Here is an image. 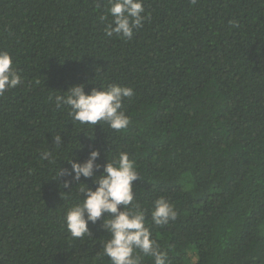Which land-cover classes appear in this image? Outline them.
<instances>
[{
	"label": "trees",
	"instance_id": "1",
	"mask_svg": "<svg viewBox=\"0 0 264 264\" xmlns=\"http://www.w3.org/2000/svg\"><path fill=\"white\" fill-rule=\"evenodd\" d=\"M109 7L0 0V51L22 77L0 95V264H112L102 220L82 238L64 223L95 185L63 188L59 171L92 149L101 165L121 152L135 162L133 203L170 264H264V0H143L131 38L105 35ZM109 84L133 89L126 129L57 106L73 85ZM160 197L177 212L162 226L151 220Z\"/></svg>",
	"mask_w": 264,
	"mask_h": 264
},
{
	"label": "clouds",
	"instance_id": "2",
	"mask_svg": "<svg viewBox=\"0 0 264 264\" xmlns=\"http://www.w3.org/2000/svg\"><path fill=\"white\" fill-rule=\"evenodd\" d=\"M193 3L196 0H192ZM108 14L113 18L107 23L105 35L113 33L123 38H131L134 30L143 27L146 19L143 0H108ZM106 21L107 16H102ZM22 82V77L13 64V58L8 51H0V95L16 88ZM134 95L133 89L116 84L107 87L92 88L85 92L84 85H73L63 95L55 97L57 106H67L68 115L80 124L93 125L106 123L112 130L121 131L130 124V118L122 111L123 101ZM57 146L62 145V137H53ZM82 146H80L81 148ZM100 151L92 149L82 162L71 159L70 169L61 168L57 179H63V188H70L81 178H93L94 190L82 187V202L73 204L67 209L64 223L73 238H82L90 234V224L102 220V229L110 235L103 244V255L112 264H141L144 257L153 260V264H170L168 251L161 248L151 232L146 227V215L139 204L133 203L135 193L133 182L141 177L127 152L119 153L118 158L101 165L97 161ZM48 160L52 153H41ZM102 170V171H101ZM100 172V175L96 173ZM70 177L71 179H67ZM103 218V219H102ZM177 218V212L164 197L156 199L151 211V220L156 225H166ZM139 253V254H137ZM193 259V264L195 257Z\"/></svg>",
	"mask_w": 264,
	"mask_h": 264
}]
</instances>
